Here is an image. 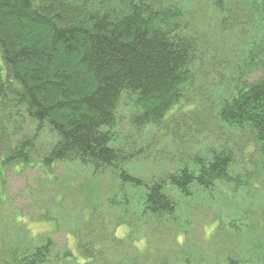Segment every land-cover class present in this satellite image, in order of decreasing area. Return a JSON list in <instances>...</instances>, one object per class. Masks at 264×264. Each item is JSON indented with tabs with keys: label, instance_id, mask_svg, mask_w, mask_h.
Listing matches in <instances>:
<instances>
[{
	"label": "trees",
	"instance_id": "1",
	"mask_svg": "<svg viewBox=\"0 0 264 264\" xmlns=\"http://www.w3.org/2000/svg\"><path fill=\"white\" fill-rule=\"evenodd\" d=\"M123 97L134 130L157 128L205 150L135 175L145 147L125 145L116 131ZM219 128L249 135L264 172V0H0V189L19 164L89 166L93 179L113 176L108 209H118L116 226L127 224L131 238L147 226L176 233L163 252L146 232L139 250L98 222L102 233L79 232L84 260L74 264H210L191 250L183 205L216 204L224 187L235 196L257 182L237 170L235 148L209 141ZM28 238L1 241L0 264L75 259L51 237ZM235 255L218 264L251 262Z\"/></svg>",
	"mask_w": 264,
	"mask_h": 264
},
{
	"label": "rangeland",
	"instance_id": "2",
	"mask_svg": "<svg viewBox=\"0 0 264 264\" xmlns=\"http://www.w3.org/2000/svg\"><path fill=\"white\" fill-rule=\"evenodd\" d=\"M220 80L215 78L212 86H205L207 92H204V98L212 94L214 87L220 85ZM132 110V100L123 97L118 108L116 131L125 145L145 147L132 170L135 175L148 177L157 173L163 163L170 165L167 161L173 155L183 154L187 157L188 152L205 150L207 144L177 143L157 128L147 129L145 133L134 130L129 124ZM207 134L211 143L214 140L226 142L236 149L237 170L244 174L245 171L253 173L258 187H252L249 192L240 191L235 196L225 195L229 190L224 187V196L218 197L216 204L202 203L190 209L184 204L183 215L190 219V225L184 226L188 231L187 241L192 246L190 249L197 258L207 259L210 264H218V259L223 260L231 251L236 253L235 256L249 259V264H264V172L261 156L249 135L224 128L208 131ZM81 167L78 164L59 163L48 171L38 164H19L8 170L5 187L0 189V249L2 244L9 246V242L18 235L29 237L26 241L32 238L33 245L51 237L56 242L57 251L72 252L75 259L68 258L67 261L74 264L76 259L84 260L79 246V232L83 236L89 230L102 233L100 227L104 225L98 222L107 224V231H114L120 238H130L129 243L139 250L147 245V240L143 238L146 232L152 236L148 243L160 242L163 252L173 247L176 233H169L168 229L154 230L152 226H147L134 231L131 238L132 229L127 224L117 227L119 211L113 209L109 212L107 205V198L116 189L113 187V176L107 171L93 179L92 168ZM94 207L96 210L92 215ZM219 224L223 226L222 230ZM239 228H242V234L237 238L233 236V231ZM186 237L182 234L177 238L183 242Z\"/></svg>",
	"mask_w": 264,
	"mask_h": 264
}]
</instances>
